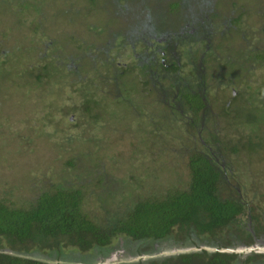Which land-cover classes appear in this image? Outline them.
I'll list each match as a JSON object with an SVG mask.
<instances>
[{
	"label": "trees",
	"instance_id": "obj_1",
	"mask_svg": "<svg viewBox=\"0 0 264 264\" xmlns=\"http://www.w3.org/2000/svg\"><path fill=\"white\" fill-rule=\"evenodd\" d=\"M63 1L70 6L62 5ZM77 1L83 2L76 10L80 18L91 14V10L94 14L95 8L101 9L100 3L107 4L108 7H104H110L111 12L100 11L107 18L105 23L109 27L115 14L119 21L121 16L127 14L130 18L128 21L132 23L122 22V27L116 31L132 41L143 43L164 31L169 33L168 38L173 41H169L165 48L146 51L152 57L143 64L149 68H161L159 74L163 73V78L171 73L178 80L171 77L173 80L169 87L172 90L169 88L162 97L166 98L162 102L168 104L164 105L165 113L162 115L166 125L154 135L145 134L140 127L134 133L135 145L155 152L144 163L151 167L152 172L146 174L143 180L131 172L129 175L135 183L127 181V178L123 180L115 176V172L107 170L106 164L104 167V162L95 160L94 156L98 155L95 150L99 152V148H104L102 143L105 138H110L112 151L118 149L117 142L120 141L116 131L123 119L116 116L114 106L122 100L120 94L115 91L114 96L110 95V99H113L110 104L95 97L99 88L95 80L84 82V85L74 80L78 84L72 88L73 94L78 92L79 104H74L73 112L80 115L70 126L82 130V141L87 148L67 158L63 175L52 176L43 170L41 173L30 171L27 182L23 183V190L15 183L9 198H0V264H104L100 261L110 257L109 252L117 246L124 247L127 255L113 264H264V252L224 251L239 245L251 246L264 238V203L253 201L254 197H264V164L260 166L264 157V130L261 131L264 129V106L261 105L264 92L260 93L258 88L252 91L249 83L244 88L245 92L235 86L245 77L250 82V71L264 62V48L261 47L264 42V0H240L241 3L237 0L239 4L235 0ZM208 1L209 5L204 7L203 4ZM0 2V91L3 90L6 95L8 91L15 94L16 89L21 93L22 90L30 92L32 85H39L42 77L48 78L56 73L59 76L57 79L64 78L66 69L76 75L75 68L67 66L59 54L55 53L44 64V69L43 65L36 66L37 62L31 57L36 50V44L30 42L34 37L30 31L34 29L37 33L42 30V35L51 32L53 44L49 47L54 51L61 46L59 49L64 53L70 56L81 53L87 60L84 49L79 46V34L85 28V23L79 19L72 20L68 9L74 5L70 0L50 4L47 0ZM54 7L56 12L51 22L46 15L48 9ZM209 7L212 8L210 19L204 23L198 18ZM30 14L34 15L29 24ZM223 14L229 15L227 19L220 17ZM252 14L257 22L251 29H258V34L254 36L244 32L247 28L244 25L245 16ZM222 20L229 25L223 27ZM189 25L200 28L201 34L207 38L208 45L207 48L204 46L201 56L195 52L199 49L193 54L187 48L186 40L190 42L199 36L188 32ZM220 35L222 38L219 40ZM247 35L254 40L245 44ZM49 36L47 34V38ZM38 39H42L41 36ZM220 42L228 48L217 56L216 49L222 47ZM74 48L76 53L73 52ZM182 50L194 65L198 59L197 68L191 70L192 76L198 78L197 87L181 81L182 65L176 53L180 52L181 55ZM58 62H62L61 65ZM91 66L95 69V66ZM210 76L218 77L221 88L232 89L231 98L223 103L221 109L217 101H212L208 96ZM95 77L101 79V85H105V77L99 78L97 71ZM43 94L42 99L46 98L44 117L36 120L41 127L56 125L54 119L63 115L61 93L48 92L44 88ZM4 97L6 101L8 98ZM3 99L2 102H5ZM127 107L136 108L130 101H127ZM211 108L220 116L216 117L217 127L208 120ZM139 110L144 109L138 106L135 112ZM143 115L151 120V114ZM176 123L188 141L186 148H179L182 157H187L188 165L187 172L181 175L177 168L166 165L162 157L163 151L177 149H160L165 135L176 132L172 128ZM234 128L245 134V148L241 146L239 149L243 139L235 143L231 137H227V131ZM38 131L44 135L50 133L42 128ZM67 138L71 139L72 136ZM24 140L29 150H21L20 157L24 153L37 151L36 147H39L34 138L26 137ZM241 159L243 162L246 160L245 164L253 165L248 174L251 178L249 184L242 178V172L239 177L235 173L236 168H232L234 161ZM169 177L172 179L166 181ZM118 179L121 181L118 182ZM111 184L117 185L113 192L108 187ZM254 187H262L263 190L254 196L244 193ZM94 188L100 190L97 196L91 190ZM115 192L123 196L120 201L116 199ZM12 194L17 196L18 204L14 200L11 202ZM93 198L104 211L103 215L88 207ZM112 199L120 203V207L114 210L109 208L108 203ZM161 245L170 247V250L161 252ZM130 254L137 257H130ZM69 257L75 258L72 263L62 261L69 260Z\"/></svg>",
	"mask_w": 264,
	"mask_h": 264
},
{
	"label": "rangeland",
	"instance_id": "obj_2",
	"mask_svg": "<svg viewBox=\"0 0 264 264\" xmlns=\"http://www.w3.org/2000/svg\"><path fill=\"white\" fill-rule=\"evenodd\" d=\"M56 1L58 0H47L49 4L50 2L55 3ZM238 1L239 3H241V1L243 0ZM238 1L235 0L236 4H239ZM70 2L71 5H74L68 9L69 15L71 16L72 20L77 21L79 19L81 22L85 23V28H82V32L81 34H79V39L81 40L79 41V46L81 47V49H84V55L87 60L82 57L81 53H79L77 56H70L67 53H64V51H61L59 49L61 46L57 48L58 50L56 49V51H54L52 47H49L53 44L51 43V38H53L51 32L42 35V30L37 33V31H35L34 29L30 31L31 36H34L31 37L32 40H30V42H32V44H36V50L35 52H32L31 57L35 60V62H37L35 63L36 66L39 67L40 65H43L44 69V64L50 58H52L55 53L57 55L59 54L62 56V60L67 63V66L69 65L75 68L76 75L70 73L66 69L64 78L57 79L56 77L59 76L56 73L54 76L50 74V77L48 78L42 77L40 80V84L32 85V90L30 92H25L22 90L21 93L20 91H18V89H16L15 94H12L10 91H8L6 95V92H4L3 90L0 91V97L2 99L5 98L4 96H7V98L11 100L9 101L7 99L5 101V99H3L5 102H2V99L0 100V198L4 196L9 198L12 187L13 185H15V183L17 186H20L21 190H23L22 186L25 188L23 183L27 180L30 171H37L41 173L43 170L46 173L51 174L52 176L61 174L63 175L65 170V161L67 160V158L72 154L78 153L79 151L86 150L87 145L82 141V130H80L77 126H70L75 123L77 116L80 115L79 113L76 114L75 112H73L74 104H79V98L77 96L78 92L73 94L72 88H76V85L78 83L80 85H84V82H94L93 80H95L96 85L99 86L97 92L95 91V89H93V92H96L95 97H98L99 99H102L104 101L106 100L110 104H112L113 99H110L109 96H114L116 92L118 93V95L120 94L119 96L122 100L120 102H116L114 108H116L117 111L116 116H119L123 119L122 123L119 125V127H117L116 131V134L119 135L120 141L117 142L118 149L112 151L113 145L110 138H105L103 140L104 143H102V146H104V148H99L100 154L93 147H89L94 149L98 153V155H94L95 160H101L102 162H104V167L106 164V166L108 167L107 170L115 172V176L122 178L123 180L124 178H127V181L132 180L130 182L133 183H135L136 181L129 175L131 172V174H134L135 176L138 175L142 180L146 174L152 172L151 167L148 168L144 165V163L147 160L151 159L155 152L153 153L151 150H146L141 146L135 145L133 143V135L139 127L144 130V132H146L145 134L149 136L154 135V133L158 132L159 129L165 127L166 123L162 118V115L165 113L164 105L168 104H164L162 102L166 100V98L162 97L165 96V93L167 94L166 91H168L170 88V81L175 79L176 76L171 73L167 74L166 72V74L169 76L163 78V73L159 74V71L161 72V68L156 69L152 66L149 68L147 66H144L143 64L145 62L147 63L149 61L148 59L152 57V55L150 54L149 56L147 55L148 52H151L159 47H164L167 41H173V39L169 40V33L167 31H164L160 34H157V36L153 38H147L145 42L142 40L144 44L140 41L135 42L134 39L132 41L123 35H118L116 31L118 30V27H122V22L125 24L128 22L132 23V21H128L130 20V18L127 14L121 16V21L116 19L115 14V17L113 16L114 20L111 21V27H109L108 23H105V21H107V18L104 15L105 12L107 13V10L111 12L110 7L105 8L108 7L107 4H99L102 7L101 9L104 13L100 11L101 9L98 10L97 8H95L96 10L94 11V14L91 10V14H84L85 16L80 18L78 16L79 14L76 13V10L82 6L81 4L83 2H79L77 0H70ZM209 3L210 1L203 4L204 7H207ZM221 3L223 4V6H225L224 2ZM229 3H227V5ZM61 4L70 6L69 3L64 1L61 2ZM211 9L212 8L210 7L209 10L204 9L198 19L204 23L208 22L210 19L209 15ZM55 10V7L48 9L49 13H47L46 17L51 22H53L54 20V15L56 12ZM84 11L85 9H83L82 13H84ZM224 11L225 9L222 10V12ZM33 15L34 14L29 15L27 23L30 24L31 17ZM228 16L229 15L225 14L220 15V17H223L224 20L227 19ZM242 17L244 18V15ZM123 19L127 21H122ZM256 22L257 20L254 19L253 14L249 17L245 16L244 25L247 28L246 30L244 29V32H249L253 36L257 35L258 29H251L252 25H255ZM222 23L223 27L229 25L223 20ZM188 27L189 33H195V35L199 34V36L198 38L195 37L193 41L190 40V42L186 40L187 48L193 54L195 52H199L198 55L201 56V53L203 52L202 50L205 49V47L207 48V38L204 37L203 34H201L203 32L199 30L200 28L195 29L192 26L190 27V25ZM223 27L220 30H222ZM184 31L187 30L185 29ZM47 34L50 35L48 38ZM40 36L42 39H38V37ZM216 36L218 37L219 34ZM247 36V40L244 39L245 44H248L254 40L253 37H249V35ZM221 38L222 37L220 35L218 39L220 40ZM216 40L217 38L215 39V41ZM221 44L222 47L220 49H216L217 56L221 54L222 50L228 48L226 47V44ZM148 46L150 48H147ZM40 47H42V50H40ZM261 47L262 49L264 48V42L262 43ZM197 49H199V51H195ZM73 52L76 53L75 48L73 49ZM176 57L177 59H179L182 65V75L180 76L181 81H183L182 83L184 84L185 82H190L194 87H197L198 78L192 76L191 70L192 68H197L198 59L197 61H195V65L193 64V62L191 64V60L190 58L188 59V57H186V53L184 52V50L181 51V55L180 52H177ZM62 62H58V65H61ZM91 65L95 66V69ZM96 71L99 74V78L101 76L105 77L104 86L99 82L101 81V79L95 77ZM249 75L252 78L250 82L247 81L245 77L244 79L242 78L240 82L235 83V86L238 89L244 91V88H247L246 86L249 83L248 87H251V90H255L258 88L260 93L264 92V62L261 64H257L254 69L250 71ZM49 78L54 81H48ZM77 78H79L80 80H77ZM217 78L218 77L213 78L212 76H210L208 81V83H210L208 85V87H210L208 96L211 97L212 101H217L218 108L221 109L223 103L231 98L233 93L230 87L221 88L217 82L220 80H217ZM74 80H76V82L78 83H76ZM175 80L178 82L177 79ZM116 81H119V84L114 85ZM116 86L117 89L115 90ZM162 87H164V89ZM44 88H47L48 92L61 93V97L63 98L61 105L64 108L63 115L57 120L54 119L56 125L41 127L36 118L44 117L43 110L46 105L44 103L46 98L42 99V97L44 96ZM90 90L91 89H89L88 92ZM81 94L84 95L83 93ZM29 97L31 98L29 101H26V103L22 102ZM261 97H259V99ZM50 100L51 99H48V101ZM261 100V105L264 106V99L261 98ZM127 101L132 102L137 109L139 106L144 110H139L136 113V108L134 109L133 107L132 109H130L129 107H127ZM213 108L210 109L211 116L208 118V120L212 123L213 126L217 127L218 121L216 120V117L220 116L219 113L216 112ZM156 109L157 111H155ZM143 114H151V120L144 117ZM174 125L175 127L172 128H175L174 131L176 132L168 133L165 135V141L162 143L160 149H166L168 147H174L177 149L174 151H163V155H161L163 157V162L166 165L174 166L175 168H177L179 170L178 174L181 175V173L187 172L188 165L187 157H182L183 153L179 150V148H186L185 146L187 145L188 141L186 140L184 131L181 130V128H178L179 124L176 123ZM69 126L71 128H69ZM37 127L39 129L42 128V130L46 132H50L49 135H44L43 133L40 134ZM95 127L98 129L101 128V126ZM182 127L185 128V125L183 124ZM236 128H234L233 131L231 129L230 131H227V137H231L235 143L241 142L245 136V134L239 132L241 131L240 128H237L239 131H237ZM263 130L264 129L262 128L261 131ZM165 133L166 132L164 131V134ZM69 135L72 136L71 139L67 138ZM26 137L34 138L35 144L39 147H36L37 151H33L32 153L30 152L28 154L24 153L20 157L18 155L21 154V150H29V145L24 140V138ZM243 141L244 142L240 143L239 149H241V146L245 148L244 146H246V141L244 139ZM34 147L35 146H33L32 148L33 150ZM229 147L232 146L229 144ZM105 159L108 160L109 163ZM229 161H231V159H229ZM245 162L246 160L243 162V159L237 162L234 161L235 166L233 165L232 168H236L235 173L239 177V174L242 172V178L249 184L251 178L248 176V174L250 175V169L253 167V165H249L248 162L245 164ZM262 164H264V157L262 161H260V166ZM114 165L115 167L113 168ZM156 165L158 166L159 164L156 163ZM53 173H56V175ZM171 179L172 177H169L166 179V181H169ZM119 181H121V179H118V182ZM260 185L262 186L261 183ZM115 186L117 187V185L115 184L109 185V190L112 192L115 191ZM132 187L134 186H131V188ZM91 190L95 196H97L100 191L96 188ZM260 190H263V188L260 187V189H256L254 187V189H248L244 191V193L247 196H254L255 193H260ZM115 194L116 199L120 201L123 196L118 192H115ZM11 196V202L12 200H14L15 204H18V198H16L17 196L13 194ZM257 198H259V196L256 198L254 197L253 201H263L262 203H264V200L262 199L264 198L263 195L259 199ZM108 205L109 208L111 207L112 210H114L120 207L121 204L117 201L113 202L112 199L111 203H108ZM88 207L97 210L98 213L100 212L101 215H103L104 211H102L101 208L97 206L95 198H93L91 204ZM259 242L260 245H264V238H262ZM117 243H115V246L117 245ZM160 248L162 250L161 252H168L170 250V247L168 246L161 245ZM126 252L127 251L124 249V247L117 246L109 252L110 257H108L107 259H102L100 262L104 264H113L117 261V259L121 260L125 258V256L127 255ZM130 257L137 256L130 254ZM69 258V260L68 258L66 260L62 259V261H66V263H72V260L75 259L71 257ZM76 260L79 261L78 259Z\"/></svg>",
	"mask_w": 264,
	"mask_h": 264
},
{
	"label": "water",
	"instance_id": "obj_3",
	"mask_svg": "<svg viewBox=\"0 0 264 264\" xmlns=\"http://www.w3.org/2000/svg\"><path fill=\"white\" fill-rule=\"evenodd\" d=\"M244 251V252H250L252 250L254 251H264V245H252V246H243V247H239L237 249H233V248H227L224 251Z\"/></svg>",
	"mask_w": 264,
	"mask_h": 264
},
{
	"label": "clouds",
	"instance_id": "obj_4",
	"mask_svg": "<svg viewBox=\"0 0 264 264\" xmlns=\"http://www.w3.org/2000/svg\"><path fill=\"white\" fill-rule=\"evenodd\" d=\"M148 48H149V46H148ZM260 243V242H259ZM259 243H257V244H254V245H258ZM260 245V244H259ZM243 246H246V245H239V246H237V247H235V248H233V249H237V248H239V247H243ZM252 246V245H251ZM235 251V250H234ZM253 251V250H252ZM235 252H244V251H242V250H240V251H235ZM257 252H264V251H257Z\"/></svg>",
	"mask_w": 264,
	"mask_h": 264
},
{
	"label": "flooded vegetation",
	"instance_id": "obj_5",
	"mask_svg": "<svg viewBox=\"0 0 264 264\" xmlns=\"http://www.w3.org/2000/svg\"><path fill=\"white\" fill-rule=\"evenodd\" d=\"M193 27V26H192ZM194 28V27H193ZM200 31H202V30H200ZM185 37H188V36H185ZM166 40H168V39H166ZM169 44V41H167V43H166V45L163 47V48H165V47H167V45ZM150 48V47H149ZM161 48V47H160ZM165 52V50H163V52L162 53H164ZM165 54V53H164ZM190 63L192 64V60L190 61ZM179 64H181V63H179Z\"/></svg>",
	"mask_w": 264,
	"mask_h": 264
}]
</instances>
